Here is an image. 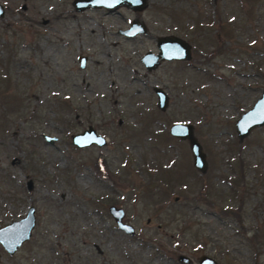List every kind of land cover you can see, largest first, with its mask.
<instances>
[{"label":"rangeland","instance_id":"rangeland-1","mask_svg":"<svg viewBox=\"0 0 264 264\" xmlns=\"http://www.w3.org/2000/svg\"><path fill=\"white\" fill-rule=\"evenodd\" d=\"M72 1L0 0V227L35 216L0 264H264V125L241 140L234 129L264 88V0H146L138 12ZM133 19L146 31L125 37ZM166 35L191 58L146 70L140 56ZM175 122L192 126L203 173L168 134ZM87 125L104 146L74 148Z\"/></svg>","mask_w":264,"mask_h":264},{"label":"water","instance_id":"water-1","mask_svg":"<svg viewBox=\"0 0 264 264\" xmlns=\"http://www.w3.org/2000/svg\"><path fill=\"white\" fill-rule=\"evenodd\" d=\"M146 0H73V9L77 12L88 8H103L107 12L118 7H125L129 10L138 12L145 8ZM3 7L0 4V17L3 16ZM146 31L144 24L136 20L130 22L129 26L120 32L125 37H133L137 34H142ZM157 52L146 51L140 56V62L146 70H153L161 61H187L190 59V47L180 37L174 35L159 36L155 41ZM85 57L79 55L77 62L80 68L84 67ZM153 93L156 98V106L158 109H164L167 103L166 93L158 88H153ZM264 125V88L259 97L253 102L251 107L244 111L234 122V129L238 140L243 139L248 133L254 129ZM168 134L179 140H185L188 143V149L191 154V164L199 172L206 170V158L201 149L196 137L193 135L192 126L187 123L175 122L169 125ZM44 141L52 144L55 138L52 136L42 135ZM70 143L76 149L85 148L91 145L98 147L104 146L106 139L95 132V130L88 125L80 132L69 135ZM30 183H28V186ZM34 209L28 207L23 217L13 220L8 224L0 227V246L8 254L12 255L22 243L27 241L30 237L31 230L34 226ZM107 212L115 227L125 234L133 235V226L129 223L123 222L124 211L122 207L109 205ZM178 263L188 264L189 259L184 255L176 257ZM197 264H218L215 259L206 254L201 255L197 259Z\"/></svg>","mask_w":264,"mask_h":264},{"label":"flooded vegetation","instance_id":"flooded-vegetation-1","mask_svg":"<svg viewBox=\"0 0 264 264\" xmlns=\"http://www.w3.org/2000/svg\"><path fill=\"white\" fill-rule=\"evenodd\" d=\"M133 20H136V19H133ZM133 20H131V21H133ZM130 21V22H131ZM136 21H138V20H136ZM139 23H142L141 21H138ZM130 24V23H129ZM129 24L127 25V27L129 26ZM143 24V23H142ZM126 27V28H127ZM144 27H145V25H144ZM146 28V27H145ZM175 36V35H174ZM157 38V37H156ZM184 40V39H183ZM156 41V40H155ZM185 41V40H184ZM188 45H189V47H190V55H191V46H190V44L187 42V41H185ZM216 49L218 50V47H216ZM190 58H191V56H190ZM85 65V64H84ZM88 126V125H87ZM86 126V127H87ZM85 129V128H84ZM94 129V128H93ZM96 132V131H95ZM77 133V132H76ZM103 137V136H102ZM106 144V143H105ZM91 146H96V145H91ZM88 147H90V146H88ZM96 147H98V146H96ZM86 148V147H85ZM118 207V206H117ZM108 208V207H107ZM124 211V210H123ZM34 213V212H33ZM108 213V212H107ZM124 217H125V212H124ZM124 217L122 218V221L123 222H126V223H128L127 221H125L124 220ZM34 223H35V216H34ZM130 224V223H129ZM30 238V237H29ZM29 240V239H28Z\"/></svg>","mask_w":264,"mask_h":264},{"label":"trees","instance_id":"trees-1","mask_svg":"<svg viewBox=\"0 0 264 264\" xmlns=\"http://www.w3.org/2000/svg\"><path fill=\"white\" fill-rule=\"evenodd\" d=\"M155 179H156V180H160V181H162L161 178H160L159 176H158V177H155Z\"/></svg>","mask_w":264,"mask_h":264}]
</instances>
